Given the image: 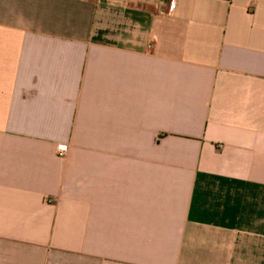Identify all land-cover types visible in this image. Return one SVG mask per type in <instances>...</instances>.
I'll use <instances>...</instances> for the list:
<instances>
[{
	"label": "crops",
	"instance_id": "0c3cea01",
	"mask_svg": "<svg viewBox=\"0 0 264 264\" xmlns=\"http://www.w3.org/2000/svg\"><path fill=\"white\" fill-rule=\"evenodd\" d=\"M0 264H264V0H0Z\"/></svg>",
	"mask_w": 264,
	"mask_h": 264
},
{
	"label": "built area",
	"instance_id": "2783aa9c",
	"mask_svg": "<svg viewBox=\"0 0 264 264\" xmlns=\"http://www.w3.org/2000/svg\"><path fill=\"white\" fill-rule=\"evenodd\" d=\"M59 151V155H62V152H61V150H58Z\"/></svg>",
	"mask_w": 264,
	"mask_h": 264
}]
</instances>
